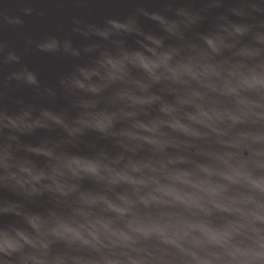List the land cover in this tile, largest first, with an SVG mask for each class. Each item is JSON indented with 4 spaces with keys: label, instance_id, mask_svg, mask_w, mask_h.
Instances as JSON below:
<instances>
[{
    "label": "clouds",
    "instance_id": "obj_1",
    "mask_svg": "<svg viewBox=\"0 0 264 264\" xmlns=\"http://www.w3.org/2000/svg\"><path fill=\"white\" fill-rule=\"evenodd\" d=\"M194 2L74 19L104 42L82 48L30 38L88 56L53 85L0 41V67L21 65L0 83V193L14 197L0 218H15L0 220V264H264V0ZM0 23L24 21L0 10ZM11 81L65 105L13 98Z\"/></svg>",
    "mask_w": 264,
    "mask_h": 264
},
{
    "label": "water",
    "instance_id": "obj_2",
    "mask_svg": "<svg viewBox=\"0 0 264 264\" xmlns=\"http://www.w3.org/2000/svg\"><path fill=\"white\" fill-rule=\"evenodd\" d=\"M184 5L185 0H0V10L5 11L9 16H20L24 21L21 27L5 26L0 23V41L5 42L9 50H14L21 57L22 64H27L31 70L37 73L42 84L53 85L59 76L72 70L73 64L86 62L88 56L82 54L79 58H57L52 54L39 53L35 50L34 45L27 43L30 38L37 41L47 34H54L60 38L68 37L72 40L74 47L82 48L87 44L104 42L95 36L85 38L81 34L73 32V28L82 26L73 24L74 19L85 24L93 23L103 26L106 19L122 20L135 13L138 7H144L149 11H163L169 6L175 9ZM191 6L195 9L202 7L200 0H195ZM230 6L231 4L226 2L222 7L210 10V18L219 14H229L227 10ZM25 7H31L34 10L31 16L23 14L21 9ZM166 14L172 16L174 12ZM139 23L144 31L160 34L158 24L147 17L140 16ZM207 27L206 23L201 30H206ZM126 39L130 47H138L135 43L137 37L129 36ZM29 48L31 51L26 52V49ZM20 66L13 63L0 67V83L11 72L18 70ZM15 83V81H11L9 85V95L13 98L23 97L27 102L49 107L58 108L65 105V101L59 95L54 101H51L37 96L31 88L13 90ZM9 106L15 107L11 103ZM43 135L46 133L38 132L33 136L24 137V140L29 143H37ZM0 196L14 198L10 192L0 193ZM13 219L15 218L11 216L0 218L4 222H11Z\"/></svg>",
    "mask_w": 264,
    "mask_h": 264
}]
</instances>
